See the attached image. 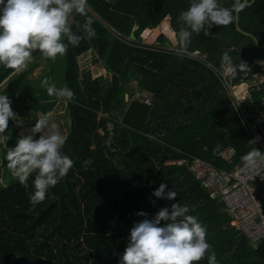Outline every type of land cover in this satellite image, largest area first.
Returning a JSON list of instances; mask_svg holds the SVG:
<instances>
[{
  "label": "trees",
  "instance_id": "obj_1",
  "mask_svg": "<svg viewBox=\"0 0 264 264\" xmlns=\"http://www.w3.org/2000/svg\"><path fill=\"white\" fill-rule=\"evenodd\" d=\"M232 2L220 0L224 6ZM188 4L189 0H88L98 36L81 40L77 47L70 45L62 56L63 86L75 93L74 101H65L69 124L63 151L74 166L49 190V197L32 208V178L26 190L3 161L6 182H0V264H118L130 228L145 218L136 213L145 212L152 219L160 208L177 202L195 206L190 214L206 226L207 241L219 264H264V240L253 245L230 225L222 202L209 196L188 163H168L197 156L229 168L240 160L252 140L218 76L221 56L227 49L236 64L264 61V47L239 32L236 21L214 25L208 36L193 34L184 53L204 52V60L211 65L184 54L178 57L175 44L168 49L171 42L163 33L156 44L141 45L140 33L165 18L176 33L181 26L179 13ZM238 16L239 26L264 44V0H249ZM83 22L84 17L75 14L73 31L82 34ZM131 32L136 45L128 42ZM91 48L98 56L96 62L112 72L107 81L92 79L87 66L83 77L79 76L77 56ZM49 62L34 52L28 67L0 86V94L9 97L16 114L22 112L15 97L37 93L51 97L41 80L50 79L52 68L44 71L42 79L29 78L37 66ZM245 70L230 74L232 81L244 79ZM11 71L0 65V82ZM132 77L151 92L152 101L131 100L118 121L111 111L121 107L125 81ZM262 89L246 100L250 112L259 105ZM100 112L108 117L99 116ZM108 122L113 126H107ZM9 134L8 142L17 138L15 129ZM229 147L233 148L230 163L222 155ZM161 183L167 185L165 192H177L174 200L152 194ZM199 264H207V258Z\"/></svg>",
  "mask_w": 264,
  "mask_h": 264
},
{
  "label": "clouds",
  "instance_id": "obj_2",
  "mask_svg": "<svg viewBox=\"0 0 264 264\" xmlns=\"http://www.w3.org/2000/svg\"><path fill=\"white\" fill-rule=\"evenodd\" d=\"M249 5V0H233L224 6L220 0H189L186 10L179 13L181 26L175 33V54L182 57L192 43L193 34H211L215 26H228L238 20V14ZM88 0H0V65L19 72L26 69L39 52L44 58L55 61L65 56L69 46H79L81 40L97 38L93 17L89 15ZM73 14L84 17L82 34L73 31ZM221 60L227 74L235 75L248 65L240 60L234 63L229 50H224ZM41 87L49 96L74 101L75 93L67 85L57 87L48 77ZM12 101L0 94V145L4 146V160L8 169L26 190L32 178L33 191L29 195L32 208L49 197V190L60 183L74 166V161L63 149L68 137L56 123L38 118L28 134H20L13 147L7 145L9 120H17L11 108ZM37 134H39L37 136ZM264 154L255 150L249 163L255 165ZM257 171H260L257 169ZM161 183L153 195L174 200L177 192ZM55 199V194L52 193ZM195 206L172 203L160 208L152 219L145 217L130 228L127 244L118 264H219L212 245L207 241V229L197 215L190 214ZM163 222V223H162Z\"/></svg>",
  "mask_w": 264,
  "mask_h": 264
},
{
  "label": "built area",
  "instance_id": "obj_3",
  "mask_svg": "<svg viewBox=\"0 0 264 264\" xmlns=\"http://www.w3.org/2000/svg\"><path fill=\"white\" fill-rule=\"evenodd\" d=\"M204 57L199 55V59L204 60ZM218 76L227 92L230 88L229 94L238 116L247 126L252 147L229 168L217 167L197 156L182 157L168 163H188L189 170L200 180L209 196L222 202L223 210L230 216V225L256 245L258 241L264 240V162L257 158L253 166L249 159L255 150L264 154V131L255 130V125L264 118V94L259 101L261 107L256 113L248 110L246 100L251 99V93L261 90L264 85V61L246 68L239 89L234 88L236 83L227 74L226 67L218 71ZM141 92L143 96L138 99L150 104V99ZM232 153L231 147L222 151L229 163L232 162Z\"/></svg>",
  "mask_w": 264,
  "mask_h": 264
},
{
  "label": "rangeland",
  "instance_id": "obj_4",
  "mask_svg": "<svg viewBox=\"0 0 264 264\" xmlns=\"http://www.w3.org/2000/svg\"><path fill=\"white\" fill-rule=\"evenodd\" d=\"M73 16H75V14H73ZM143 31L139 35L140 37L139 41L141 45L143 44L152 45L153 43L157 42V36L160 33H163L170 40L171 43L168 46L169 49H171L172 45L175 44V39H176L175 32L172 30L168 18H165L163 21H161V23L157 27L152 28L149 31L150 33L146 31L147 35L144 34L145 31L144 32ZM196 53L198 54V51H196ZM196 53H193V55L196 56ZM193 55H190L189 57L192 58ZM200 56H206V54L203 52L201 53ZM97 57L98 56L95 55V50L92 48L77 56L79 76L81 74V77H83V74L81 72L87 66L90 73L89 75L91 76L92 79L95 77H99L102 80L107 81L109 72H107V70L103 67V65L99 62V60L96 62ZM209 65L211 64L209 63ZM225 67L226 65H224L223 62L221 61V66L219 70L223 71ZM51 68L52 71L50 72V75L52 76L50 77L49 81L55 83L57 87H62L63 86L62 75L65 67H64L63 57L61 56H58L55 61L50 60L48 64L41 63L33 70V72L29 75V78L42 79L44 76V71L49 72ZM142 90L143 89L137 84V80L134 77H132L128 81H125L124 84L125 93H124V98L122 100V105L120 108H116L113 111H111L113 112V117H115L118 121H120L123 116L124 110L129 105V102L133 99H138L139 97L143 96L141 95ZM229 92H230V88H229ZM147 97L150 99V101H152L151 94H148ZM14 103L19 105L22 113L17 114V120L15 121L9 120L8 129L6 132V135H9V137H10L9 133L11 132V129L16 130L17 138L22 133L28 134L29 130L35 125L38 118H45V117L49 120L50 123H56L61 132H63L64 134L67 133L68 130L67 126L69 124V112L65 100L53 96H51L50 98H46L43 93H37L32 97L25 95V98L22 97V99L20 97H15ZM11 108L15 113L16 107L12 106ZM98 114L99 116L108 117V113L100 112ZM107 126L112 127L113 126L112 122H108ZM38 135L39 134H37V136ZM17 138H13V141L10 142L7 141V145L9 147H13L16 143ZM108 139L111 140L110 137H108ZM4 155H5L4 146L0 145V182L1 183L6 182L4 178L5 175L1 166L3 161H5L3 157Z\"/></svg>",
  "mask_w": 264,
  "mask_h": 264
},
{
  "label": "water",
  "instance_id": "obj_5",
  "mask_svg": "<svg viewBox=\"0 0 264 264\" xmlns=\"http://www.w3.org/2000/svg\"><path fill=\"white\" fill-rule=\"evenodd\" d=\"M235 24H236V29H237L239 32H241L242 34H244V35H246V36L251 37L257 46L264 47V44H260L259 41H258V39L256 38L255 35H253L252 33L248 32V31L243 30V29L239 26V24L237 23V21L235 22ZM128 42L131 43V44H133V45H136L135 35H134L133 32L130 33V35H129V39H128ZM14 73H15L14 70L11 71V72H10V73H9V74H8V75H7V76H6V77L0 82V86H1L3 83H5V82L8 80V78H9L12 74H14ZM109 75H111V72H110V71H109Z\"/></svg>",
  "mask_w": 264,
  "mask_h": 264
},
{
  "label": "crops",
  "instance_id": "obj_6",
  "mask_svg": "<svg viewBox=\"0 0 264 264\" xmlns=\"http://www.w3.org/2000/svg\"><path fill=\"white\" fill-rule=\"evenodd\" d=\"M150 29H152V28H150ZM157 42H155V44H156ZM169 49V48H168ZM196 51H198V50H196ZM196 51H193V52H189V53H184V55H186V56H190V55H193V53H196ZM198 53H199V55H201V53L198 51ZM199 55L198 54H196V56L195 55H193V57L191 58V57H189V58H191V59H196V60H199L201 63L202 62H206L205 60H202V59H199ZM260 62H262V61H259V63ZM209 64V63H208ZM206 65H207V62H206ZM259 67V66H258ZM112 73V72H111ZM240 81H242L243 82V79L242 80H239L238 82H240ZM238 82H236V83H238ZM239 87H242V85L241 86H239ZM145 94H146V96H148V94H151V92H149V91H147V90H145V89H143L142 90ZM229 93V92H228ZM152 95V94H151ZM230 95V94H229ZM231 96V95H230ZM150 97V96H149ZM151 99H152V97H151ZM233 103V102H232ZM234 105V104H233ZM257 105V104H256ZM235 107V106H234ZM246 107L248 108L249 107V105L248 104H246ZM236 109V108H235ZM258 109H259V105H257V108L256 109H254L253 111H251L252 113H256L257 111H258ZM249 110V109H248ZM255 130H257V131H264V119H262L261 121H259V123L258 124H256L255 125Z\"/></svg>",
  "mask_w": 264,
  "mask_h": 264
},
{
  "label": "bare ground",
  "instance_id": "obj_7",
  "mask_svg": "<svg viewBox=\"0 0 264 264\" xmlns=\"http://www.w3.org/2000/svg\"><path fill=\"white\" fill-rule=\"evenodd\" d=\"M145 29H146V30H145ZM145 29H144L145 32L143 31L144 34H146V31L149 32V31L151 30L150 28H145ZM149 33H150V32H149ZM144 34H143V35H144ZM146 35H147V34H146ZM203 74H204V73H203ZM240 75H241V74H240ZM242 78H243V77H242ZM105 79H106V78H105ZM194 80H195V79H194ZM204 83H205V82H204ZM236 84H237V85H235L234 87L238 88L239 86H241V85L243 84V82L240 81V82H238V83H236ZM262 90H263V89H262ZM263 91H264V90H263ZM231 104H232V103H231ZM263 119H264V118H263ZM107 141H108V140H107ZM232 156H233V155H232Z\"/></svg>",
  "mask_w": 264,
  "mask_h": 264
}]
</instances>
